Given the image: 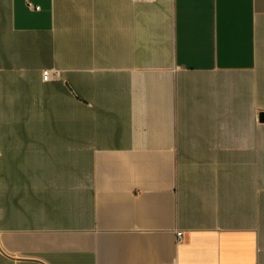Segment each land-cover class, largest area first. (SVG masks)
Here are the masks:
<instances>
[{"label": "crops", "instance_id": "crops-1", "mask_svg": "<svg viewBox=\"0 0 264 264\" xmlns=\"http://www.w3.org/2000/svg\"><path fill=\"white\" fill-rule=\"evenodd\" d=\"M262 113L264 0H0V264H264Z\"/></svg>", "mask_w": 264, "mask_h": 264}, {"label": "built area", "instance_id": "built-area-1", "mask_svg": "<svg viewBox=\"0 0 264 264\" xmlns=\"http://www.w3.org/2000/svg\"><path fill=\"white\" fill-rule=\"evenodd\" d=\"M147 1L152 2V1H154V0H147ZM29 6H30L31 8L38 9V6H32V5H30V4H29ZM56 74H57V73H56L55 70H52V69H44V70H42V72H41V78H42L43 81H47V80H49V79L51 78L52 75H56ZM177 235L180 236V233H177Z\"/></svg>", "mask_w": 264, "mask_h": 264}, {"label": "water", "instance_id": "water-1", "mask_svg": "<svg viewBox=\"0 0 264 264\" xmlns=\"http://www.w3.org/2000/svg\"><path fill=\"white\" fill-rule=\"evenodd\" d=\"M260 119H261V121H264V113H262V114L260 115Z\"/></svg>", "mask_w": 264, "mask_h": 264}]
</instances>
